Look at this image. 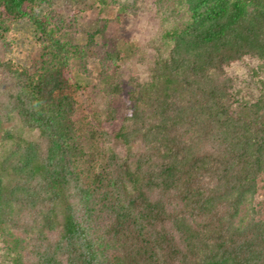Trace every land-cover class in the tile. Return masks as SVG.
<instances>
[{"label": "trees", "instance_id": "obj_1", "mask_svg": "<svg viewBox=\"0 0 264 264\" xmlns=\"http://www.w3.org/2000/svg\"><path fill=\"white\" fill-rule=\"evenodd\" d=\"M183 4V24L153 41L131 124L114 131L141 148L103 161L83 140L75 73L90 76L100 34L113 79L120 18L85 44L52 0H0V45L25 18L38 43L30 65L0 59V230L12 264H264V76L258 99L241 101L227 70L251 55L264 74V0ZM10 113L20 131L4 126Z\"/></svg>", "mask_w": 264, "mask_h": 264}, {"label": "rangeland", "instance_id": "obj_2", "mask_svg": "<svg viewBox=\"0 0 264 264\" xmlns=\"http://www.w3.org/2000/svg\"><path fill=\"white\" fill-rule=\"evenodd\" d=\"M52 1L62 16L74 25L77 40L85 44L91 35L98 33L106 19L120 18L119 25L111 31L109 42L112 52L122 54L114 68L113 79L107 82L102 75L100 58L104 36L97 34L95 51L88 59L90 76L75 73L77 82L83 88L74 94L80 103L78 117L83 140L87 146L100 152L103 161L114 151L126 156L130 148L139 150L140 145L129 147L113 137L114 131L123 124H131L128 119L132 108L131 96L140 82L149 79L155 58L153 41L183 24L186 18L183 0H118L117 4L107 7L100 0ZM37 47L33 23L28 18L21 19L14 24L7 41L0 45V59L18 65H30L31 53ZM260 65L261 61L257 57L248 55L228 67L241 101L254 102L258 99L261 93L260 80L264 76ZM116 84L121 87L119 92L115 89ZM5 118V127L13 126L21 130L18 116L10 113ZM106 129L112 134L109 140L100 133ZM22 131L28 139H40L39 134L29 128ZM93 131L97 132L96 137L92 135ZM258 200L264 203V177ZM13 245V239L4 236L0 230V264H12L10 256Z\"/></svg>", "mask_w": 264, "mask_h": 264}]
</instances>
